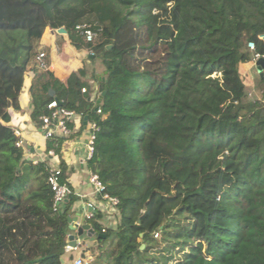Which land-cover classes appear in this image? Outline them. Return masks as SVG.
Masks as SVG:
<instances>
[{"label":"trees","instance_id":"1","mask_svg":"<svg viewBox=\"0 0 264 264\" xmlns=\"http://www.w3.org/2000/svg\"><path fill=\"white\" fill-rule=\"evenodd\" d=\"M83 21L102 29L93 44L69 36ZM46 28H64L106 73L99 113L80 94L83 70L31 97L38 125L56 100L97 127L87 165L118 200V224L85 221L105 237L90 264H264V108L239 71L248 42L264 53V0H0V264H62L67 244L66 169L71 199L56 206L50 168L24 158L9 126ZM46 140L59 154L64 139ZM122 156L134 166L110 193L94 165Z\"/></svg>","mask_w":264,"mask_h":264},{"label":"crops","instance_id":"2","mask_svg":"<svg viewBox=\"0 0 264 264\" xmlns=\"http://www.w3.org/2000/svg\"><path fill=\"white\" fill-rule=\"evenodd\" d=\"M39 53L45 54L46 71L37 70L33 66V60ZM33 60L24 73V86L18 96L19 108L11 111L9 121L10 128L20 132L23 156L34 164L44 162L49 168L63 164L67 173L66 182L75 197L68 216L76 224H86L85 217L88 213L99 212L102 214L100 221L102 227L114 229L118 224V212L96 193L89 181L91 170L87 165L86 149L91 124L89 114L75 113L69 122L70 127L67 135L56 132L55 137L64 139V142L60 153L53 155L46 152L47 140L43 138L40 125L31 118L32 92L39 93L43 85L53 79L64 82L70 74L80 70L85 71L86 74L82 79L84 82L82 89H85V92L81 91L80 94L84 99L86 98L89 112L97 110L100 103L99 97L102 94L99 82L102 77L105 79V71L98 59L89 54L87 50L76 49L67 34H58L50 28L44 29L42 36L36 40ZM239 71L247 93L252 94V98H249L250 95L248 98L260 101L264 108V84L259 83L264 77H260L252 62L242 64ZM46 73L51 74L52 77H48ZM103 119H107V117L104 116ZM133 166L129 156H122L102 160L95 164L94 168L106 173L104 182L107 189L110 193H117L123 188V172L131 170ZM70 234L72 232L68 230L67 236ZM66 241L68 243L67 239ZM91 244L89 241L80 240V245L76 250L64 252L62 264H73L74 259L78 256L89 254L87 249ZM55 245V240H48L44 244V249H53Z\"/></svg>","mask_w":264,"mask_h":264},{"label":"built area","instance_id":"3","mask_svg":"<svg viewBox=\"0 0 264 264\" xmlns=\"http://www.w3.org/2000/svg\"><path fill=\"white\" fill-rule=\"evenodd\" d=\"M56 31V30H54ZM74 31L77 33V35L82 38L87 43H95L101 33L102 29L99 27L96 23H93L91 21H83L75 25ZM258 39L264 43V34L260 35ZM248 50L251 52V62L255 64V62L259 59H264V53H258L255 49L254 42H248L247 44ZM33 66L37 70L46 71L47 70V63L45 60V54L39 53L35 60H33ZM82 92H85V89L81 90ZM48 110L50 111V114L48 116H42L39 118L40 124V130L43 134L44 139H50L55 137L56 132H59L62 135H67L68 128L67 123L70 122L72 117L75 115V112L66 110L64 108H60L59 104L56 100L51 101L47 105ZM97 112L99 113V109H97ZM97 130V127L95 124H90V132L88 134V139L86 143V149H87V160H89L93 154L94 151V140H95V131ZM14 136L17 138L16 146L22 148L23 142L20 137V132L16 129L13 130ZM49 155H53V151L48 152ZM61 177V170L60 168L53 167L49 170V176H48V183L51 187L52 192L54 193V205L60 206L64 204L65 200L70 196V190L65 185L62 184L60 181ZM89 181L91 185L94 187V190L98 195L101 196V198L108 202L109 206L112 209H116V206L118 204V200L115 197L110 196L105 189V186L101 183L99 180V177L96 173L91 172L89 176ZM93 217V213H88L85 217L86 220H89ZM79 225V224H78ZM106 228L102 229V233L105 231ZM155 237H157V234H155ZM94 244V241L91 242ZM80 245V241L76 243V246L73 248L72 246L66 244L64 248V252H70L77 249V247ZM92 260V257L90 254L86 255H80L77 258L74 259L73 264H90Z\"/></svg>","mask_w":264,"mask_h":264},{"label":"water","instance_id":"4","mask_svg":"<svg viewBox=\"0 0 264 264\" xmlns=\"http://www.w3.org/2000/svg\"><path fill=\"white\" fill-rule=\"evenodd\" d=\"M58 34H66V31L64 28H60L56 30ZM255 68L257 72L260 74V77H264V59H259L255 62ZM106 74V73H104ZM101 81H105V79L102 77ZM50 95L53 96V92L49 91ZM105 95V92H102L101 96L99 97L100 100ZM99 103V102H98ZM86 119V118H85ZM71 199L69 196L67 200H65L64 205L68 203V201ZM68 222V230L72 232V234L67 236L68 245L72 246L73 248L76 246V243L80 240L86 242H93L94 239H101L105 238L103 235H95L94 231L91 229V227L87 224H76L75 221L71 217H67Z\"/></svg>","mask_w":264,"mask_h":264},{"label":"rangeland","instance_id":"5","mask_svg":"<svg viewBox=\"0 0 264 264\" xmlns=\"http://www.w3.org/2000/svg\"><path fill=\"white\" fill-rule=\"evenodd\" d=\"M76 35L77 36V33L74 31V29L71 31V34L69 35L70 37L71 36H74ZM248 89H252V88H248ZM250 95V96H249ZM249 98H252V94H248ZM89 247H94V244L92 243L91 246Z\"/></svg>","mask_w":264,"mask_h":264}]
</instances>
